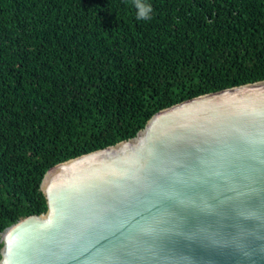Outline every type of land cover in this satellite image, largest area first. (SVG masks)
Returning a JSON list of instances; mask_svg holds the SVG:
<instances>
[{
  "label": "trees",
  "instance_id": "obj_1",
  "mask_svg": "<svg viewBox=\"0 0 264 264\" xmlns=\"http://www.w3.org/2000/svg\"><path fill=\"white\" fill-rule=\"evenodd\" d=\"M0 0L4 233L48 211L44 176L159 111L264 80V0Z\"/></svg>",
  "mask_w": 264,
  "mask_h": 264
},
{
  "label": "water",
  "instance_id": "obj_2",
  "mask_svg": "<svg viewBox=\"0 0 264 264\" xmlns=\"http://www.w3.org/2000/svg\"><path fill=\"white\" fill-rule=\"evenodd\" d=\"M41 189L0 264H264V80L163 109Z\"/></svg>",
  "mask_w": 264,
  "mask_h": 264
},
{
  "label": "clouds",
  "instance_id": "obj_3",
  "mask_svg": "<svg viewBox=\"0 0 264 264\" xmlns=\"http://www.w3.org/2000/svg\"><path fill=\"white\" fill-rule=\"evenodd\" d=\"M134 7L137 9V20L148 21L152 18V7L144 0H134Z\"/></svg>",
  "mask_w": 264,
  "mask_h": 264
}]
</instances>
